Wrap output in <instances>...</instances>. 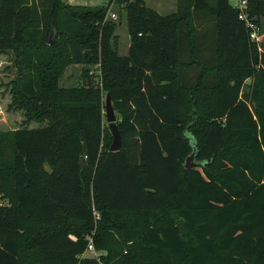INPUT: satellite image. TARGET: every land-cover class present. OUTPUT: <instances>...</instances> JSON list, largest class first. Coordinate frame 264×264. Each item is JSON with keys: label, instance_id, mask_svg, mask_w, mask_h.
I'll use <instances>...</instances> for the list:
<instances>
[{"label": "trees", "instance_id": "obj_1", "mask_svg": "<svg viewBox=\"0 0 264 264\" xmlns=\"http://www.w3.org/2000/svg\"><path fill=\"white\" fill-rule=\"evenodd\" d=\"M246 2L259 45L229 0H115L121 55L107 5L0 0L25 115L0 131V264H97L89 236L104 264H264V0ZM70 64L98 79L59 85Z\"/></svg>", "mask_w": 264, "mask_h": 264}, {"label": "rangeland", "instance_id": "obj_2", "mask_svg": "<svg viewBox=\"0 0 264 264\" xmlns=\"http://www.w3.org/2000/svg\"><path fill=\"white\" fill-rule=\"evenodd\" d=\"M70 5H105L107 0H64ZM146 5L154 8L160 14H169L176 9V0H144ZM112 9L117 12L118 18L115 21L117 27L115 33L117 35L118 52L121 55L127 53L126 45L128 41V34L126 30V21L123 9L112 6ZM261 29V28H260ZM262 34V32H261ZM85 66H83L84 68ZM82 65H72L71 67L65 69L64 73L59 79V85L70 86L75 83H80L79 78L83 69ZM85 69V68H84ZM88 74L92 75L94 78L98 79V72L95 66H87ZM91 72V73H90ZM16 75V68L14 65V55L12 51H6L0 53V131L12 130L23 126V121L25 119L24 112L14 108L13 97L11 93L12 83ZM105 97H103L104 106ZM117 120V116H116ZM45 122L31 121L25 124L30 128L38 127L44 125ZM1 203H7L6 199H0ZM88 255V252H85Z\"/></svg>", "mask_w": 264, "mask_h": 264}, {"label": "built area", "instance_id": "obj_3", "mask_svg": "<svg viewBox=\"0 0 264 264\" xmlns=\"http://www.w3.org/2000/svg\"><path fill=\"white\" fill-rule=\"evenodd\" d=\"M229 4L232 8L238 10L239 19L245 23L246 27L249 30L250 40L256 42L257 45H259V43L261 41V35H262L261 29L254 21H252L248 17L247 11H246V7H247L246 0H229ZM99 5H103V4H99ZM105 5H107V7H108L107 12L105 14V18L116 21L118 18V14H117V12H115L112 9V6L115 5V0H107V3ZM0 204H1V202H0ZM96 217H98L97 214H96ZM85 252H88V255H86ZM103 254H104L103 251L97 250L95 248L93 241H92V238H91V236H89L85 251L82 254V256H87V257H91V258L95 259L97 264H104L102 259H101Z\"/></svg>", "mask_w": 264, "mask_h": 264}, {"label": "water", "instance_id": "obj_4", "mask_svg": "<svg viewBox=\"0 0 264 264\" xmlns=\"http://www.w3.org/2000/svg\"><path fill=\"white\" fill-rule=\"evenodd\" d=\"M73 1H77V0H73ZM104 113H105L106 122L108 123L109 131L112 136L111 144L109 146V151H117L121 148V134L116 123V114L111 102V97L108 93L105 95ZM193 158H194V152H192L185 159V168L189 169L192 166H194L195 162Z\"/></svg>", "mask_w": 264, "mask_h": 264}, {"label": "crops", "instance_id": "obj_5", "mask_svg": "<svg viewBox=\"0 0 264 264\" xmlns=\"http://www.w3.org/2000/svg\"><path fill=\"white\" fill-rule=\"evenodd\" d=\"M128 45H129V39H128V41H127V45H126V49H128ZM72 65H82V68L81 69H84V68H86L87 66H95L97 69H99V65L98 64H92V65H84V64H70V65H68L65 69H67V68H69V67H71ZM83 66H85L84 68H83ZM65 71V70H64ZM64 73V72H63ZM91 73V72H90ZM81 76H80V78L78 79L79 80V82H81ZM75 84H78V83H75ZM74 85V84H73ZM71 86V85H70Z\"/></svg>", "mask_w": 264, "mask_h": 264}]
</instances>
